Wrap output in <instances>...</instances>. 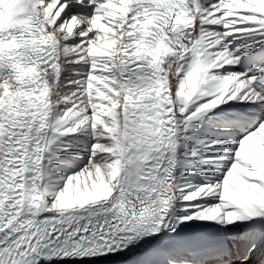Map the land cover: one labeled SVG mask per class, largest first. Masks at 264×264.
<instances>
[{
	"label": "snow or ice",
	"instance_id": "obj_1",
	"mask_svg": "<svg viewBox=\"0 0 264 264\" xmlns=\"http://www.w3.org/2000/svg\"><path fill=\"white\" fill-rule=\"evenodd\" d=\"M0 264H264V0H0Z\"/></svg>",
	"mask_w": 264,
	"mask_h": 264
}]
</instances>
